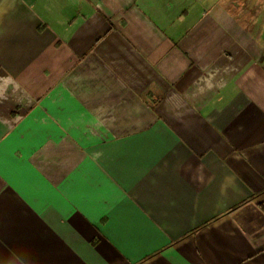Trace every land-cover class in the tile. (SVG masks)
Instances as JSON below:
<instances>
[{"label": "crops", "instance_id": "obj_1", "mask_svg": "<svg viewBox=\"0 0 264 264\" xmlns=\"http://www.w3.org/2000/svg\"><path fill=\"white\" fill-rule=\"evenodd\" d=\"M0 264H264V0H0Z\"/></svg>", "mask_w": 264, "mask_h": 264}]
</instances>
